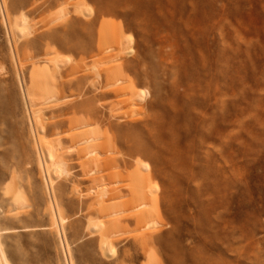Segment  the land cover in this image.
<instances>
[{
    "label": "rangeland",
    "instance_id": "374dc122",
    "mask_svg": "<svg viewBox=\"0 0 264 264\" xmlns=\"http://www.w3.org/2000/svg\"><path fill=\"white\" fill-rule=\"evenodd\" d=\"M0 264H264V0H0Z\"/></svg>",
    "mask_w": 264,
    "mask_h": 264
},
{
    "label": "bare ground",
    "instance_id": "6f19581e",
    "mask_svg": "<svg viewBox=\"0 0 264 264\" xmlns=\"http://www.w3.org/2000/svg\"><path fill=\"white\" fill-rule=\"evenodd\" d=\"M75 134V133H74ZM79 134V133H78ZM82 133H80V135H81ZM76 135V134H75ZM80 135L78 136V137H80Z\"/></svg>",
    "mask_w": 264,
    "mask_h": 264
}]
</instances>
